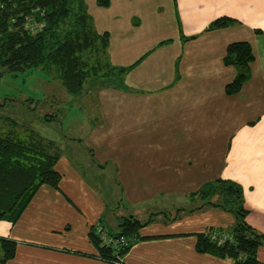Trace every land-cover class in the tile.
Instances as JSON below:
<instances>
[{"label": "crops", "instance_id": "1", "mask_svg": "<svg viewBox=\"0 0 264 264\" xmlns=\"http://www.w3.org/2000/svg\"><path fill=\"white\" fill-rule=\"evenodd\" d=\"M96 1L86 0L96 29L110 34L111 62L143 57L128 78L140 92L91 93L98 124L59 137V186L42 185L16 223L0 219V238L16 242L6 264H236L196 247L198 234L231 228L230 211L199 205L164 217L156 196L235 181L247 222L264 233V35L255 32L264 31V0ZM221 16L236 21L208 30ZM234 41H249L256 59L242 89L228 95L236 69L223 58ZM149 211L157 216L122 260L98 256L91 229L114 226L113 234L121 218ZM257 257L264 264V245Z\"/></svg>", "mask_w": 264, "mask_h": 264}, {"label": "trees", "instance_id": "2", "mask_svg": "<svg viewBox=\"0 0 264 264\" xmlns=\"http://www.w3.org/2000/svg\"><path fill=\"white\" fill-rule=\"evenodd\" d=\"M109 6L110 0H97ZM234 19L221 17L209 29L223 28ZM256 33L264 31L257 29ZM109 33L96 31L85 0H0V75H16L41 70L59 80L73 95H84L90 88H127L126 77L131 66H114L108 57ZM255 59L252 45L236 41L228 45L225 65H233L238 73L225 87L226 93L240 91L250 76V64ZM62 153L58 142L34 129L22 133L16 130L0 132V219L16 223L40 187L57 188L61 174L56 169ZM202 198L205 205L219 207L234 215L222 243L205 232L198 234L197 250L216 256L233 258L236 264H262L257 251L264 245V233L255 230L246 220L242 186L232 180L218 178L203 185L193 197ZM148 224L134 216L123 217L116 233L107 237L125 238L128 244L113 247L106 243L96 227L90 239L101 259L118 262L139 239V230ZM215 230V229H209ZM109 233V235H108ZM3 252L0 264L15 256L16 242L0 238Z\"/></svg>", "mask_w": 264, "mask_h": 264}, {"label": "rangeland", "instance_id": "3", "mask_svg": "<svg viewBox=\"0 0 264 264\" xmlns=\"http://www.w3.org/2000/svg\"><path fill=\"white\" fill-rule=\"evenodd\" d=\"M96 5L103 8L108 7V6L107 7L100 6L98 3ZM86 6H87V11L92 18V14L89 11L87 2H86ZM221 17H228V16H221ZM234 20L236 21V19ZM213 21H211L209 25ZM92 22L96 29L93 18H92ZM134 23H137V21L134 20ZM256 30L257 29H255V32ZM96 31L99 33L108 32V31L100 32L97 29ZM194 36L195 35L189 36L188 39H193ZM109 45H110V38H109ZM109 45H108V57L110 63L114 66H120V65H115L111 62L109 56ZM142 58H140L139 61ZM139 61L131 65L121 66V67L131 66L130 68L131 71ZM223 62H224V58H223ZM253 62H251V64ZM251 64H250V74H251ZM226 66L234 67L236 69V75H237L238 70L235 66L233 65H226ZM130 71L128 72V75L126 77L127 88L115 89V90L126 92V94L128 92H140V89L134 87L129 82L128 78ZM102 89H114V88H94V89L90 88V93L78 96L69 93L59 80L52 77H48L41 70H30L26 72L17 73L16 75H14L13 73L3 72L2 76L0 75V132H8L10 130H16L19 133H22L26 129L28 130L34 129L54 140L57 139L56 141L59 144L58 141L59 137L62 136L68 137L71 134L73 135V132L75 131L81 132L84 127V124L89 126L88 129L92 127L91 125L95 126L98 124V121L95 119V115H96L95 112L97 107H96V101H94L98 96H95L91 93L93 92L98 93V91ZM228 95H233V94H228ZM115 96L121 97L120 95H115ZM84 115H89L87 117V120L85 119L80 120L81 116ZM59 146L61 147L62 145L59 144ZM199 189L192 191L187 190L184 192L183 191L177 192V194L175 195L157 194L156 197H158V199H161V201H163L162 203L163 205L162 206L160 205V207H163V210L166 212L164 213V217H170V218L174 217L179 212L178 209L180 208L182 209L184 208L186 210L202 205L204 203L202 198H199L198 196L193 197L194 193L199 191ZM119 192L124 198V196H127V187L125 191L121 189L119 190ZM124 202L125 200H123V203ZM123 203H122V207L124 205ZM151 213L152 211L144 213L140 217V219L142 221H147L149 217L151 218L157 216L156 214H151ZM116 229L117 228L114 226H107L106 228L107 232L108 231L115 232Z\"/></svg>", "mask_w": 264, "mask_h": 264}, {"label": "built area", "instance_id": "4", "mask_svg": "<svg viewBox=\"0 0 264 264\" xmlns=\"http://www.w3.org/2000/svg\"><path fill=\"white\" fill-rule=\"evenodd\" d=\"M97 232L102 236L104 241L113 247H118L119 245H126L128 242L125 240V238H111L107 237V234L102 226H96ZM206 233L212 240H216L219 243H222L224 240L227 239V236L221 233L218 230H206Z\"/></svg>", "mask_w": 264, "mask_h": 264}]
</instances>
